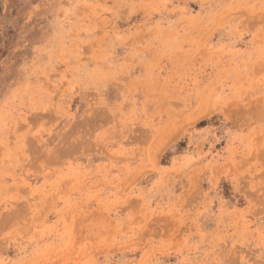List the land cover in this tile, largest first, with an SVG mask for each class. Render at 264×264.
Here are the masks:
<instances>
[{"label": "rangeland", "instance_id": "1", "mask_svg": "<svg viewBox=\"0 0 264 264\" xmlns=\"http://www.w3.org/2000/svg\"><path fill=\"white\" fill-rule=\"evenodd\" d=\"M0 264H264V0H0Z\"/></svg>", "mask_w": 264, "mask_h": 264}]
</instances>
